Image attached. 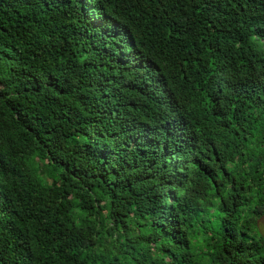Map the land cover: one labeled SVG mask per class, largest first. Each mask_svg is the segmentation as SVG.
Returning <instances> with one entry per match:
<instances>
[{
	"label": "trees",
	"instance_id": "16d2710c",
	"mask_svg": "<svg viewBox=\"0 0 264 264\" xmlns=\"http://www.w3.org/2000/svg\"><path fill=\"white\" fill-rule=\"evenodd\" d=\"M264 0H0V264H264Z\"/></svg>",
	"mask_w": 264,
	"mask_h": 264
},
{
	"label": "rangeland",
	"instance_id": "374dc122",
	"mask_svg": "<svg viewBox=\"0 0 264 264\" xmlns=\"http://www.w3.org/2000/svg\"><path fill=\"white\" fill-rule=\"evenodd\" d=\"M258 226L261 234L264 236V217H261L258 221Z\"/></svg>",
	"mask_w": 264,
	"mask_h": 264
}]
</instances>
